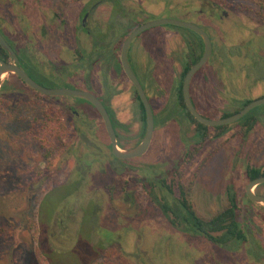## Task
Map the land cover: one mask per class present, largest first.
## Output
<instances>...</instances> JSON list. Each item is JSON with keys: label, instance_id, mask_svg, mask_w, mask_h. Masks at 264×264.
<instances>
[{"label": "rangeland", "instance_id": "374dc122", "mask_svg": "<svg viewBox=\"0 0 264 264\" xmlns=\"http://www.w3.org/2000/svg\"><path fill=\"white\" fill-rule=\"evenodd\" d=\"M91 1L0 0V30L45 82L43 87L88 91L103 102L115 121L120 150L141 142L143 123L134 89L117 66L119 51L129 32L151 20L188 22L210 37L212 54L189 85L194 104L206 118H224L245 102L264 97V0H121L124 25L132 28L123 31L113 49L105 43L109 61L89 69L77 66L80 56L75 51L90 48L80 25ZM113 10L108 2L90 5L85 27L105 29ZM190 48L202 56L195 35L169 25L149 28L131 42L128 62L150 101L154 132L143 156L113 163L118 172L110 168L103 122L89 104L43 96L13 74L2 76L0 184L10 193L0 223V264L46 263L40 257L47 230L39 224L40 203L46 194L77 180L76 171L84 180L75 189H82L85 197L75 193L57 203L65 233L53 223L49 234L67 252L63 256L78 255V264H264V206L250 202L244 193L246 168L264 172V104L250 111L257 121L246 135L237 121L224 126L223 133L208 127L199 139L177 92ZM155 178H165L175 197L184 182L202 219L227 208L229 194L235 195L245 242L231 250L171 227L147 182ZM70 189L53 191L46 207ZM253 191L264 195V183ZM88 202L93 216L81 210ZM83 218H93L94 226Z\"/></svg>", "mask_w": 264, "mask_h": 264}, {"label": "trees", "instance_id": "16d2710c", "mask_svg": "<svg viewBox=\"0 0 264 264\" xmlns=\"http://www.w3.org/2000/svg\"><path fill=\"white\" fill-rule=\"evenodd\" d=\"M106 2L111 3L114 7V10H113V13L111 16L112 19L110 21V25H108L105 29H101L98 27H95L92 29L89 26L85 27V22L83 20H84L85 16L87 15L88 7H90V5L94 7L95 5H98L101 3H106ZM120 5H121V0H92L83 9V12L81 14L82 21H81V25H80V30L87 36V38H89L90 48H89V50H82V49L80 50V48H79L78 50L75 51L80 56L79 62H77L78 67L84 66V64H85L87 68L91 69L92 67L97 65L99 62L102 63L103 61H106V60L109 61L110 52L108 51L109 48H108V46L106 47L105 43L109 42L110 43V45H109L110 49H113V46L117 45L118 41L122 37L123 31L129 32V30H131L132 27H130V25L129 26L124 25L125 22H123V21L125 20V17H127V15H121V13L119 12L120 11V9H119ZM121 22H123V23H121ZM171 27L173 28L174 26H171ZM115 29H118L119 31H117ZM186 31H188V30H186ZM0 33L3 36V38L6 40V42L9 44V46L12 48V50L15 52V54L18 58L19 66L22 68V70L33 81H35L36 83L43 86V83L45 84V82H43L35 74H33L32 69L29 68V66L23 62V59L19 55H17L15 48H13V46H11V44L9 43V40L4 35L3 31L0 30ZM191 33L198 38V40L200 42V46H201V51H202L203 50V43H202L201 39L196 34H194L193 32H191ZM109 40H111V41H109ZM187 44L189 45V47H192L189 42ZM189 55H190L189 60L185 64V66L183 67V70L181 73V81H180L177 92H178L179 101L181 102L180 106L184 112L185 117L189 120V122L191 124H194L196 126L197 137L199 139H203L204 135H203L202 131L207 129L208 127L201 125L191 116V114L187 110V108L183 102V98H182V92H181L182 80H183L186 72L190 69V67L200 59L201 53L198 54L195 51V49L190 48ZM107 56H108V59H107ZM0 61H4V62L9 61L7 53L2 48H0ZM117 66L120 69L121 66H120L119 60L117 61ZM17 80L20 81L18 78H17ZM21 83L24 86H26L23 82H21ZM190 83H191V81H190ZM46 84H48V83H46ZM134 94H135V97L139 103L141 121L143 123L142 136H144L145 127H146L145 114H144L142 105H141L135 91H134ZM189 94H190L191 102H192L194 108L198 111L196 105L194 104L191 93H190V86H189ZM248 103L249 102H245L242 105V107H244ZM102 104H103V102H102ZM103 105L106 108V110L110 116L112 126L115 130V121L113 120V117H112L111 113L109 112V110L107 109L106 105L105 104H103ZM237 112H235V113H237ZM96 113H97V111H96ZM97 115L100 118L98 113H97ZM202 116L205 117L204 115H202ZM228 116H230V115H224L223 117L225 118ZM256 121H257L256 115L250 116V112L248 114H246L242 119H240L238 122H240L242 124V129H241L242 134L246 135L252 129V127L256 123ZM215 129L220 130L221 133H223L225 130V127L224 126L223 127H215ZM109 150H110V145H109ZM186 157L191 158V154L186 155ZM111 158H112V160H111L112 162L110 163V168L113 172H118L119 171L118 167L113 165V163L114 162H121L122 163V161L114 158L112 156V154H111ZM141 172H142V170H140V173ZM76 173H78L77 180L73 181V179H72V181L68 185H66L62 188H57V189L53 190V191H58L59 189H61V191H63L65 188L71 186V189H70L71 192L68 191L67 194H63V197H61L59 199V201H57L55 204H51L50 207H46V205H48V203H50V200H51V193L53 192V191H51L50 193L46 194V196H44L42 202L40 203V210L38 213L39 224L42 225L43 228H46L47 230H45V231L48 233L47 234L46 232H44V240H43L44 247L42 246L43 250H41V252L39 251L40 257L42 256L45 258V259H43L46 261L45 264H64V263H62L63 260H69V264H78L79 263V260L77 258L78 255L69 254L70 258L68 256L67 257L63 256V254L67 253V252L63 251L65 249H61L59 246L60 243L57 244L56 243L57 241L54 240L55 238L53 239L49 234V231L50 232L52 231L50 229V224H53V223H55L57 230H60V231L62 230L61 232L65 233L62 220H59L57 217V215L60 216L62 214L57 203H60L61 201H63V199L65 200L69 195H73L75 193H77V197H81V198L85 197L82 189L81 190L79 188L75 189L76 187H81L82 181L84 180V177L80 174L79 171H76ZM245 175H246L247 180L250 181V180H253V179L258 178L260 176H264V172H260L256 169H252V168H246ZM3 176L6 177L5 174H3ZM147 177L149 179V175H147ZM2 180L3 179L0 176V181L3 182ZM147 182L149 184V188L152 191L153 200L155 201V203H156L160 213L162 214V216L165 218V220L168 222V224L171 227L175 228L177 231H179L183 235L189 236V237H194V238H196V237L197 238H203V239L209 241L210 243H213V244L219 245V246H223V247H226L227 249L229 248L231 250L232 249L236 250L238 248V246H240L242 243L245 242L246 238H245V234H244V231L242 228L243 224L238 221V217L236 214L237 205H236V201H235V195H233L231 193L229 194V196H230L229 206L227 208L218 212L217 214H215L214 216H212L209 219H202V218L197 216L196 212L194 211V209L190 203L189 192H188L189 190L186 187V185L184 184V182L183 183L181 182L178 185V189H177V190H179V196L178 197H175L173 195L172 186L166 183L165 178H160V179L155 178L154 180L151 179V180H148ZM186 189L188 191H186ZM80 191H81V193H80ZM7 193H10V190L2 188V184H0V223L3 219L4 214H6V212H7L6 211L7 210V204H6V200H5L6 197L9 196V195H7ZM90 206L93 207V204L92 203L90 204L88 202L87 205L84 206V208L81 207V210H83L84 214H86V215L90 214L93 216V213H92L93 209H91L92 210L91 212L89 210ZM56 212H57V214H56ZM92 220H93V218L90 221H88L86 218H83L82 221H83V223H87L89 226H92L93 225L92 222H94ZM104 229L106 231L110 232L111 234H113V231H111L109 228H104ZM70 234L72 235V233H70ZM66 237H67V235H66ZM61 259H63V260H61ZM91 264H104V263L96 262V263H91Z\"/></svg>", "mask_w": 264, "mask_h": 264}, {"label": "water", "instance_id": "95a60500", "mask_svg": "<svg viewBox=\"0 0 264 264\" xmlns=\"http://www.w3.org/2000/svg\"><path fill=\"white\" fill-rule=\"evenodd\" d=\"M160 25H169L179 27L190 32L196 34L203 43V54L200 59L193 64L190 69L186 72L181 86L182 98L183 102L191 114V116L201 125L206 127H223L226 125H230L234 122L242 119L246 114H248L252 109L264 104V97L254 100L246 104L240 111L234 113L228 117L221 118L218 120H211L203 117L193 106L189 94V85L192 76L201 69L209 60L212 54V43L210 37L207 35L205 31H203L200 27L184 22L177 19H156L146 22L134 30H132L124 39L121 44L119 51V62L121 66V70L125 75L128 82L132 85L145 114V133L141 140V142L132 149L122 151L118 148L116 135L114 128L112 126V122L110 116L102 104V102L94 96L92 93L88 91L82 90H72L68 88H46L42 85L33 81L19 66L18 58L6 40L0 33V48H2L8 55L9 61L4 62L0 61V88L4 85L2 82V76L5 74H13L15 75L21 82H23L27 87L32 89L43 96L49 97H71V98H79L83 101L90 104L99 114L103 125L105 127V132L108 137L110 143V152L112 156L118 160H131L138 157L143 156L149 149L152 136L154 132V115L153 110L148 100L140 82L138 81L136 75L134 74L129 62H128V48L131 42L142 32L146 31L149 28L160 26ZM264 183V176H260L253 180L248 181L246 187L244 189V193L246 198L256 204H261L264 206V196L255 194L253 189Z\"/></svg>", "mask_w": 264, "mask_h": 264}, {"label": "flooded vegetation", "instance_id": "af4514ba", "mask_svg": "<svg viewBox=\"0 0 264 264\" xmlns=\"http://www.w3.org/2000/svg\"><path fill=\"white\" fill-rule=\"evenodd\" d=\"M208 35V34H207ZM258 195H260V194H258ZM261 196H264V195H261Z\"/></svg>", "mask_w": 264, "mask_h": 264}]
</instances>
